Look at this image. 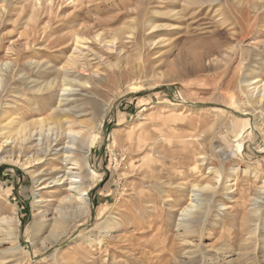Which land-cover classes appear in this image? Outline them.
<instances>
[{
	"label": "rangeland",
	"instance_id": "obj_1",
	"mask_svg": "<svg viewBox=\"0 0 264 264\" xmlns=\"http://www.w3.org/2000/svg\"><path fill=\"white\" fill-rule=\"evenodd\" d=\"M11 1L0 0V135L10 120H43L59 146L83 132L89 210H62L64 192L46 191L35 224L33 177L0 163V242L16 212L22 246L12 258L0 243V264H264V106L247 103V84H264V0ZM76 36L92 69L68 62ZM219 175L181 224L192 187Z\"/></svg>",
	"mask_w": 264,
	"mask_h": 264
},
{
	"label": "bare ground",
	"instance_id": "obj_2",
	"mask_svg": "<svg viewBox=\"0 0 264 264\" xmlns=\"http://www.w3.org/2000/svg\"><path fill=\"white\" fill-rule=\"evenodd\" d=\"M3 1L6 3H10L11 0H3ZM46 1L48 0H37V3L43 5ZM74 43H75V47L73 51V56H72V59L68 61L69 64L74 67H78L82 69L86 67L92 69L91 62L89 60V55H88L89 53H91L89 46H86L84 39L80 38L79 36H76ZM110 47L118 48V44L111 43L108 46V48ZM43 67H44L43 64L35 63L34 66H32V69H35V72H38V71H41ZM62 71L64 73V79H63L64 83L62 82L64 85L68 86L69 83L71 84L72 82H74L73 79L70 78V75H73V72L65 70V69H62ZM92 73L94 77H98L97 71L92 70ZM251 82L252 83L247 84L249 85L248 87L250 89L249 90L250 94L247 96V103L248 105H255V106L257 104L261 105L260 106L261 108L264 106V84L259 85V84H256V82L255 83L253 81ZM80 87L82 86L80 85ZM68 88L69 89L65 88V90H63L64 91L63 93L71 94L72 90L70 89V87ZM64 98L65 96H62V99L59 102L60 106L63 102H65ZM258 109H254V112H251V115L254 118H257L258 114L259 115L262 114L260 110L259 112L255 111ZM43 123H44L43 120H39L35 123L21 125V124H18L14 120H10L3 127L4 133L0 135V139H1L0 163L14 165V166L23 168L25 171H27L31 175V177H33L35 181V185L37 189L35 208L39 211L38 214L35 216V224L37 225L46 223L48 214L50 212L49 206H51V204L49 201L43 198V193L46 191L61 190L62 192H64V194L62 195L63 198L60 200V203L63 204L62 210L74 208L77 210L78 214L81 217L87 215L88 210H89V201H88L89 198H88L87 181H86V178H87L86 175L88 174L89 171H87V167L86 165H84V161L82 162V159L76 158V155L78 152L82 153L83 155L84 154L90 155V153H86L84 149H82V147L81 146L79 147L78 145L79 144L78 137L83 136L82 134L83 132L73 133L74 132L73 131L71 133L69 131L72 137L69 138L65 146L61 145L62 146L61 147L59 146L61 142V137H59V135L54 132V128L50 127V124L44 125ZM254 125H257V121H255ZM89 131H91V129H88L87 132ZM65 139H67V137L64 138V141ZM89 140H91V137ZM139 145L141 149V144ZM129 147L131 146L129 145ZM222 155L228 156L224 152L222 153ZM50 160L59 161L62 167L61 168L54 167L51 170H42V166L45 165ZM220 175L218 176L216 185L207 184V186H198L196 184L195 186L192 187L190 191L191 198H190L189 204L185 208L181 209V215H180L182 219L181 224H185L186 218L187 219L193 218L194 215H197L198 212L203 209V207L206 204V199L204 198L205 195H207L208 197L210 196L212 199V195L216 192V190L220 188L221 186H223L222 184L226 183L224 181L222 182ZM177 184L175 186L177 191L178 189L182 190L184 188L181 184L179 185ZM224 189L226 191L230 190L229 185L226 184V186H224ZM71 222L74 223L73 220L70 221L69 219H64L63 223H59L56 225L54 224L55 226H54V231L52 233V237L57 240L58 238L63 236L67 232V227L69 226V223ZM3 223L6 226L5 232H4V236H5L4 241L10 244V249L8 250V252L11 253L12 258H16L22 252V246L20 244L21 222L18 218L17 213L15 212L12 217L3 220ZM4 241H1L0 243L3 244Z\"/></svg>",
	"mask_w": 264,
	"mask_h": 264
}]
</instances>
